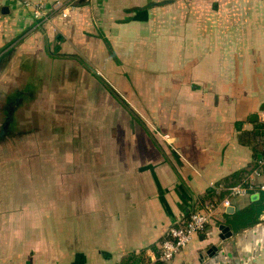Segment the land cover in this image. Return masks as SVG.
<instances>
[{"label":"crops","instance_id":"obj_1","mask_svg":"<svg viewBox=\"0 0 264 264\" xmlns=\"http://www.w3.org/2000/svg\"><path fill=\"white\" fill-rule=\"evenodd\" d=\"M34 1L49 20L24 0H0V97L46 77L39 99L57 111L70 91V121L85 108L91 147H79L75 126L66 153L29 155L35 171L28 160L0 164V264H201L221 225L234 234L227 264H264V211L239 217L264 190L225 192L264 185V0ZM58 1L74 6L69 17ZM105 104L101 132L94 108ZM215 194L230 203L222 217L162 263L169 227Z\"/></svg>","mask_w":264,"mask_h":264},{"label":"rangeland","instance_id":"obj_2","mask_svg":"<svg viewBox=\"0 0 264 264\" xmlns=\"http://www.w3.org/2000/svg\"><path fill=\"white\" fill-rule=\"evenodd\" d=\"M82 62L85 64V61ZM84 64L83 66H85ZM41 76L42 78L44 77V75L42 74ZM30 78L31 79L29 80V84L24 89L15 92L4 93L0 97V132L5 123L7 108L10 106L8 105V103H10L11 99L17 98L18 101L14 100L13 103L14 112L12 114V118L14 124H12V127L10 128L9 134H13L15 132V134L19 135L18 138H5V140L0 143V164L20 166L25 162L28 163L26 161L28 160L29 163H31L30 165L35 166V171L38 167L37 162H35L36 160H38L37 156L32 157L29 155H31L32 153H37V150L41 155L42 160H52L54 149H56L57 151L61 149L62 152L66 153L70 148V135L76 133L75 126H77V130L79 133H85L83 138H79L80 140L78 144L79 147H84V151L86 152L91 147V144L89 143L90 141L88 140L91 131H89V123H87L89 120L86 117L85 108L83 107H80V110H78L79 114H77L76 116L78 119L81 118L82 120L77 124L72 122L74 118L72 119V121H70V118L72 116L74 117L73 114H75V112L77 111V107L75 105L76 102L72 101L74 97L71 98L72 94L70 93V91L65 92L66 97L64 99V101H67L64 103L68 106H64L63 103L58 104L56 111L53 103H50L52 99L50 100L49 95L43 96L42 100L38 97V95L41 94L40 91L42 90V88L46 84H48L47 78L44 77L45 83L40 82L41 85H39V83L35 85V83L37 82L33 80L32 77ZM27 87L30 90V97L22 101V97L25 96L23 93L29 91L26 90ZM54 94L55 93L53 91V95ZM19 102H23L24 105L28 106L27 113H21L19 109L15 111V108H19L15 106ZM94 109V122H97L98 116L103 118L106 116V118L108 119L109 112L107 111L109 110L106 104L102 107H96ZM59 111H63V113H59ZM69 114L71 115V117ZM98 122L99 124L96 126V128L100 127L101 132L108 128L107 125L109 124H107V121L105 119L103 124L100 120H98ZM110 125L111 128L113 126L112 122L110 123ZM98 130H96V132H98ZM60 134H65L66 137H60V140H54L57 135L58 137L61 136ZM79 157L85 161L84 157ZM42 163L45 164V162ZM46 163H48L45 164L47 166L46 168L48 169L52 164L50 162Z\"/></svg>","mask_w":264,"mask_h":264},{"label":"built area","instance_id":"obj_3","mask_svg":"<svg viewBox=\"0 0 264 264\" xmlns=\"http://www.w3.org/2000/svg\"><path fill=\"white\" fill-rule=\"evenodd\" d=\"M24 5L36 20L47 21L53 14L42 1L24 0ZM54 7L55 11L64 18L69 17L70 13L74 11L73 5H64L60 1L56 2ZM165 138L167 137L165 136ZM254 175L260 176L261 172L254 171ZM211 186L214 189V193L218 194L214 185L211 184ZM258 190L263 191L264 185L256 186L252 180L225 188L228 198L253 195ZM229 206L228 199L220 201L215 194L199 210L192 212L186 221L169 227L158 243L159 260L162 263L172 261L189 246L195 237L205 234L209 224L221 218L222 213H225V209Z\"/></svg>","mask_w":264,"mask_h":264},{"label":"water","instance_id":"obj_4","mask_svg":"<svg viewBox=\"0 0 264 264\" xmlns=\"http://www.w3.org/2000/svg\"><path fill=\"white\" fill-rule=\"evenodd\" d=\"M219 229L221 231V243L218 246L214 245L210 247L209 251L206 252V255L209 257V261L204 262L202 258L200 262L201 264H227L225 261L226 258L229 260L231 259L232 255L226 249L227 245L224 242L233 237V231H231L230 227L225 225H221Z\"/></svg>","mask_w":264,"mask_h":264},{"label":"flooded vegetation","instance_id":"obj_5","mask_svg":"<svg viewBox=\"0 0 264 264\" xmlns=\"http://www.w3.org/2000/svg\"><path fill=\"white\" fill-rule=\"evenodd\" d=\"M24 95L25 96L22 97V101H24V100H26V99H28L30 97V90L25 92ZM14 100L18 101L17 98H14V99L10 100V103H8V105H10V106L7 108V116H6V119H5V123H4L3 127L1 128L0 143H2L3 140H5V138H8V137H12V138L13 137L14 138H18L19 137V135L15 134V132L13 134H9L10 128L12 127V124H14L13 118H12V114L14 112V107H13ZM7 132H8V134H7Z\"/></svg>","mask_w":264,"mask_h":264},{"label":"trees","instance_id":"obj_6","mask_svg":"<svg viewBox=\"0 0 264 264\" xmlns=\"http://www.w3.org/2000/svg\"><path fill=\"white\" fill-rule=\"evenodd\" d=\"M263 203H264V194L262 195L260 201L256 204L257 207L250 208L248 210H245V211L241 212L239 214V217L240 218L243 217V218H247V219H251V217L253 215H257V217H258L262 213V211H264V205H263ZM247 221H249L247 223V225H249V226H254L257 223V219H254V221H252V222H251V220H247Z\"/></svg>","mask_w":264,"mask_h":264}]
</instances>
